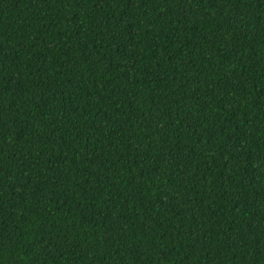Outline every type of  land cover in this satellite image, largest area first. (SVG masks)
Returning <instances> with one entry per match:
<instances>
[{
    "label": "trees",
    "instance_id": "obj_1",
    "mask_svg": "<svg viewBox=\"0 0 264 264\" xmlns=\"http://www.w3.org/2000/svg\"><path fill=\"white\" fill-rule=\"evenodd\" d=\"M0 264H264V0H0Z\"/></svg>",
    "mask_w": 264,
    "mask_h": 264
}]
</instances>
